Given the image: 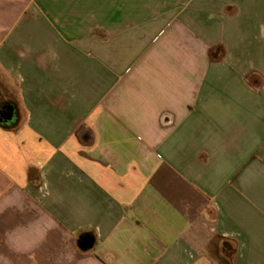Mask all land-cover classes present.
<instances>
[{
  "label": "crops",
  "instance_id": "obj_1",
  "mask_svg": "<svg viewBox=\"0 0 264 264\" xmlns=\"http://www.w3.org/2000/svg\"><path fill=\"white\" fill-rule=\"evenodd\" d=\"M0 264H264V0H0Z\"/></svg>",
  "mask_w": 264,
  "mask_h": 264
},
{
  "label": "water",
  "instance_id": "obj_2",
  "mask_svg": "<svg viewBox=\"0 0 264 264\" xmlns=\"http://www.w3.org/2000/svg\"><path fill=\"white\" fill-rule=\"evenodd\" d=\"M15 112L16 110L13 106L8 107L4 115L5 119L8 120L9 122L15 120Z\"/></svg>",
  "mask_w": 264,
  "mask_h": 264
},
{
  "label": "flooded vegetation",
  "instance_id": "obj_3",
  "mask_svg": "<svg viewBox=\"0 0 264 264\" xmlns=\"http://www.w3.org/2000/svg\"><path fill=\"white\" fill-rule=\"evenodd\" d=\"M10 106H13L15 108V106L13 104L9 103V104L3 105L2 109L0 110V116H1L0 120H2V122L6 123V124L11 122V121L9 122L8 120H6L5 116H4L6 111H7V108Z\"/></svg>",
  "mask_w": 264,
  "mask_h": 264
},
{
  "label": "rangeland",
  "instance_id": "obj_4",
  "mask_svg": "<svg viewBox=\"0 0 264 264\" xmlns=\"http://www.w3.org/2000/svg\"><path fill=\"white\" fill-rule=\"evenodd\" d=\"M5 105V104H4ZM2 108L0 107V110H1ZM0 119H1V116H0ZM0 121H2V120H0ZM4 123V122H3Z\"/></svg>",
  "mask_w": 264,
  "mask_h": 264
}]
</instances>
